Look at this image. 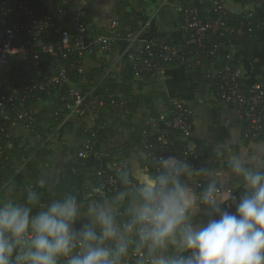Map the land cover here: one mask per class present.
I'll list each match as a JSON object with an SVG mask.
<instances>
[{
	"label": "clouds",
	"instance_id": "clouds-1",
	"mask_svg": "<svg viewBox=\"0 0 264 264\" xmlns=\"http://www.w3.org/2000/svg\"><path fill=\"white\" fill-rule=\"evenodd\" d=\"M256 159L228 160L239 196L218 185L219 170L197 172L169 154L130 157L121 181L132 187L97 189L87 203L67 192L45 204L36 190L23 202L0 199V264H127L130 254L135 264H264V153ZM201 174L210 177L203 187Z\"/></svg>",
	"mask_w": 264,
	"mask_h": 264
},
{
	"label": "built area",
	"instance_id": "built-area-1",
	"mask_svg": "<svg viewBox=\"0 0 264 264\" xmlns=\"http://www.w3.org/2000/svg\"><path fill=\"white\" fill-rule=\"evenodd\" d=\"M36 1L0 0V177H2L0 195L3 188L13 186L14 179L26 169V160L13 159L11 173L4 169L2 163L3 159H9L10 151L13 149L14 129L19 123L26 128H32L35 121L24 101L32 98L35 92L52 95L65 87L68 100L69 98L71 100L68 103L70 108L68 117L80 115L88 117L91 122L96 120L98 117L96 110L103 105V98L100 95L88 98L93 90L82 91L74 84L73 76L85 73L93 47H96L101 55L107 56L113 53L114 46L122 40L115 30L118 22H114L109 33L92 34V22L87 19L86 7L80 2L49 0L47 6L43 8L45 15L39 16ZM206 1L211 3L214 6L212 9L218 13L219 9L226 8L228 1L252 3L256 11H248L249 16L258 20L257 34L262 32L264 0ZM166 4L172 5L177 17L181 18L179 27L189 36L186 44H193L199 48L197 52L200 53L195 57L211 58L212 63L203 71L207 86L211 88L213 85L218 100L232 108L238 120L245 122L244 139L258 140L264 132V70L257 74L253 83L245 84L240 65L242 58L239 57L234 44L227 39L229 30L221 16L219 19L214 18L216 20L214 22L201 18L197 7L189 0L177 3L167 1ZM257 10L261 13H257ZM217 33L226 40L214 41L212 36ZM128 40V46L122 56L128 58L136 78H142L143 73L148 71L160 76L166 70V62L180 58L187 60L183 58V48L177 44H165L164 41L159 42L151 37L142 40L138 32L131 34ZM12 72L16 76L10 79L9 74L11 76ZM166 111L164 108L158 120L155 118L150 120L154 127L152 133L156 137L153 140L145 139L142 154L146 157L170 154V151L165 149L169 144L165 134L168 129L182 131L185 135L192 129L193 110L186 101L178 97L172 98L171 120H166ZM125 113L129 114V111ZM138 116L141 120L144 115ZM77 156L105 162L97 167L99 184L85 193L87 199L97 197L95 191L97 189L107 193L118 188L117 178L127 168L124 163L116 160L106 161L107 153H100L95 149V143L88 139L83 141ZM197 179L199 187L207 184L202 177L197 176ZM24 189L33 190V187L27 186ZM228 190L235 196L242 193ZM226 207L228 211L235 212L234 207ZM127 264H135L134 255L130 254Z\"/></svg>",
	"mask_w": 264,
	"mask_h": 264
},
{
	"label": "trees",
	"instance_id": "trees-1",
	"mask_svg": "<svg viewBox=\"0 0 264 264\" xmlns=\"http://www.w3.org/2000/svg\"><path fill=\"white\" fill-rule=\"evenodd\" d=\"M183 1L186 0H170L171 3ZM48 2L49 0L36 1L37 15H45L46 12H44L43 8L47 6ZM202 2L203 4L195 5L200 17L207 18V20L212 22L216 21L214 18L209 17L210 15L205 9L206 6L208 8H213L214 6L206 0H202ZM149 4V0H119L117 11L119 20L115 30L121 39H129L131 34L137 33L142 28L146 18L145 11ZM86 12L87 19L92 22V34L109 33L113 29L111 28L107 32L96 30L91 10L86 8ZM219 13L229 30L227 39L234 44L240 58L250 59L253 57L254 50L264 47V28L262 32L257 34L256 26L258 20L256 17H250L249 12L234 13L227 8L219 9ZM174 15L172 5L165 4L161 7V20L172 19ZM176 19L181 22V18L177 17ZM169 22L171 24L173 20ZM184 35L182 42H174L170 32L163 35H155L151 38L159 42L164 41L165 44H177L183 48V58L187 60H180V58L173 62H166V69L182 64L191 78L207 85L203 71L212 63L211 58L200 56L201 58L197 59L195 56L200 53L197 52L199 48L193 44L187 45L186 39L189 36L187 34ZM212 39L216 42L226 40L225 37L220 36L218 33L213 34ZM118 48L119 44L114 46L112 54L99 56L98 49L93 47V52L89 55L91 63L87 64L85 73L83 75L74 74L73 76L74 84H77L82 91L90 92L93 90L88 98L100 95L104 101L103 105L96 110L98 117L92 122L88 117L80 115L70 116V119L74 121V125L69 133L74 136L75 144H72V139L67 135H62L60 138V127L69 118L68 115L70 113L68 103L71 100L70 98L68 100L65 87L52 95H47L44 92H35L32 98L24 101L26 102V107L31 110L35 121L32 124V128H26L19 123V126L14 129L12 134L13 149L10 151V157L7 160H2L4 169L9 173L12 172L13 159L26 160L25 171L13 181L17 189L32 186L33 190L38 191L37 180L41 173V168L49 164L50 159L58 150L63 149L65 154H71L73 157L71 164L76 165L83 174L87 183L85 187V192H87L91 187L99 184L100 176L97 173L98 164L95 158H91L92 165L88 167L87 159L77 156V152L81 149L84 140L93 141L96 150L100 153H107L106 161L116 160L126 165V161L132 153L136 156L143 155L145 139L153 140L156 137L152 133L154 127L150 120L154 118V109L160 100L167 107L166 120H171L172 98H167L165 92L161 91L159 86L160 76L153 71H148L143 73L142 78H136L128 58L122 55L120 57L114 56ZM115 64L118 66H114ZM15 76L16 74L13 72L11 76L9 74L10 79ZM209 89L213 95H216V89L213 85ZM143 110H148L149 113L139 120L138 115ZM126 111H129V114L125 113ZM242 125L245 129L246 124L244 121H242ZM122 128L129 133V137L122 142L107 146L106 140L115 137L117 130ZM38 134L40 137H38ZM165 134L169 140V144L165 146V149L169 150L171 155L189 161L195 171L199 172L200 169H207L216 165L212 162V164L204 162V158L209 156L207 148L201 147L190 150L173 145V140L186 136L182 131L168 129ZM259 139H264V132ZM77 141L81 143L79 146ZM141 163L147 167L150 166L151 160L145 159ZM125 171H127V168H125ZM198 176L201 177V175ZM117 180L118 188L113 192H107V195L112 196L119 191L130 188V184L125 186L122 183L121 175L118 176ZM204 181L205 183L208 182ZM11 187L6 186L3 188L0 199L4 197L5 193L9 194V192H12L8 190ZM121 211H123V208H121Z\"/></svg>",
	"mask_w": 264,
	"mask_h": 264
},
{
	"label": "crops",
	"instance_id": "crops-1",
	"mask_svg": "<svg viewBox=\"0 0 264 264\" xmlns=\"http://www.w3.org/2000/svg\"><path fill=\"white\" fill-rule=\"evenodd\" d=\"M89 8L92 13V20L96 30L107 32L112 28L114 22L119 20L118 7L119 0H75ZM170 0H149L145 11V23L137 32L141 35L142 40H146L155 35H163L170 32L174 42H182L184 33L179 27L177 14L174 10V18L161 20L160 9ZM193 4H203L202 0H189ZM225 7L234 12L256 11V7L252 3L240 4L235 1H228ZM206 11L213 18L219 19L220 14L212 9L205 7ZM143 12V11H140ZM257 13H261L257 10ZM173 23L170 24L169 21ZM166 21V22H165ZM129 40L122 39L119 42L118 51L114 54L120 57ZM99 56H102L98 52ZM90 58H88V65ZM243 71V80L245 84L250 85L254 82L257 74L264 70V47L254 50L252 58H242L240 62ZM160 88L165 92L167 98H180L186 101L193 110V126L190 133L184 137L176 138L172 141L173 145L179 148H187L194 150L196 148H207L209 156L204 158L206 163H214L215 166L207 168L209 170H219L221 175L216 177L217 183L222 187L243 192V181L241 178L234 176L228 164V160L232 154H239L242 159L249 162L250 166H255L262 163V160L256 157L264 153V139L248 141L243 136V125L237 119L234 110L229 106L221 103L218 98L213 95L207 85L199 82L189 76L184 65H178L174 68H168L161 75ZM157 102L154 109V118L159 119L162 111L167 109L163 102ZM148 110H143L140 114H148ZM139 114V115H140ZM146 116V115H145ZM67 120L60 127V138L62 135H67L72 139V144H75L74 136L70 135V130L74 125V121ZM129 137V133L124 129L117 130V135L106 140L107 146H112L117 142H122ZM79 146L81 143L77 141ZM219 153V155H218ZM133 153L129 156L135 157ZM126 166L128 167V160ZM73 158L71 154H65L63 149H60L50 159L48 165L41 168V173L38 177V192L41 194L42 203L47 204L51 199L59 198L67 192L78 194L82 203H87L90 200L86 198L85 187L87 183L84 180L83 174L79 171L76 165L71 164ZM104 164V161H97V164ZM211 163V164H212ZM92 165L91 158L87 159V166ZM203 180L208 181L210 177L201 174ZM45 179V184L41 185V179ZM197 178V177H196ZM197 187V185H193ZM24 195L26 190L21 188ZM197 190V188H196ZM11 196V194H7ZM21 202V200H19ZM219 217H217L218 219ZM198 220L206 222V218L201 214ZM80 221L77 227L80 226Z\"/></svg>",
	"mask_w": 264,
	"mask_h": 264
},
{
	"label": "rangeland",
	"instance_id": "rangeland-1",
	"mask_svg": "<svg viewBox=\"0 0 264 264\" xmlns=\"http://www.w3.org/2000/svg\"><path fill=\"white\" fill-rule=\"evenodd\" d=\"M90 63H91V61H90ZM114 66H118L117 64H115ZM160 77H161V75H160ZM160 103L162 102L161 100L159 101ZM159 103V104H160ZM13 190H12V192H9V194H11V196H7L8 198H12V199H15V200H21V202H23V200H24V197H25V195H24V193H23V191H22V189H17V187H16V185H14V186H12L11 187ZM8 194V195H9ZM7 194L5 193V195H4V197L3 198H5V196H6ZM2 198V199H3Z\"/></svg>",
	"mask_w": 264,
	"mask_h": 264
}]
</instances>
